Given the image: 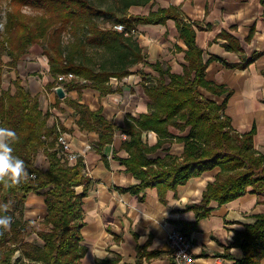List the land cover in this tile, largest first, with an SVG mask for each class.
<instances>
[{"label":"trees","instance_id":"obj_1","mask_svg":"<svg viewBox=\"0 0 264 264\" xmlns=\"http://www.w3.org/2000/svg\"><path fill=\"white\" fill-rule=\"evenodd\" d=\"M103 1L110 4L102 6L95 0H8L4 27L0 30V126L17 132L19 141L14 145V154L24 160L29 179L8 189L0 185V201L13 202L9 212L13 223L0 236V264H24V261L80 264L86 252L80 231L87 191L85 188L77 190L86 183L83 159L78 157L69 164L61 157L56 147L57 126L47 125L49 113L41 110L38 97L30 94L16 72L18 61L33 45L42 48L54 77L46 84V89L64 84L69 89L91 88L103 96L112 92L111 77L127 76L133 66L145 62L144 51L133 33L136 26L174 20L179 37L187 47L184 56L187 64L182 74H176L160 62L151 63L159 77L155 85H143L149 98L146 113L137 118L128 116L125 125L118 126L105 119L100 109L92 111L77 101L65 100L79 115L78 126L97 132L94 149L98 152L112 143L115 132L127 135L122 148L128 157L121 162L137 182L121 190L138 193L152 185L164 190L175 188L218 168L214 179L205 186L200 202L188 206L194 211L196 222L210 213L211 202L224 204L250 192L257 194L258 202L264 203V153L254 148L253 128L239 133L223 115L231 91L206 80L205 69L212 58L203 60L202 49L196 44L194 25L183 19L175 5L158 7L145 15H132L128 13L131 6H145L152 0ZM260 3L264 14V0ZM96 18H106L110 25H100ZM115 24H122L124 30H115ZM64 33L70 36L66 46L62 43ZM221 36L227 40L226 50L241 56L237 64L221 59L226 66L243 68L259 55L253 52L245 57L236 39L225 32ZM96 53L99 59L95 58ZM5 70L13 71L14 77L3 89ZM67 73H72L74 78L57 81L58 75ZM199 88L214 95H225V99L218 104L202 96ZM171 127L183 134L176 135ZM149 131L158 136L154 145L143 140L144 132ZM171 137L183 144L179 156L163 148ZM161 148L166 152L163 157H150ZM40 151L48 161L47 169L35 164ZM32 174L34 177L30 176ZM30 193L42 195L45 205L41 220L44 228L32 229L37 240L28 239L30 221L21 214ZM15 204L21 206L20 216L16 214ZM232 245L243 251L242 260L236 264H259L264 256V213L256 214L252 223L236 231ZM143 254H138L134 264H142ZM119 260L118 255L112 254L98 259L96 264H118Z\"/></svg>","mask_w":264,"mask_h":264},{"label":"crops","instance_id":"obj_2","mask_svg":"<svg viewBox=\"0 0 264 264\" xmlns=\"http://www.w3.org/2000/svg\"><path fill=\"white\" fill-rule=\"evenodd\" d=\"M148 4L145 12L136 14L145 15L158 7L175 5L183 19L194 25L203 60L212 58L205 69L206 80L231 91L223 115L239 133L253 128L254 148L264 153V14L260 0H152ZM222 32L238 41L245 57L256 52L257 58L243 68L226 66L221 59L237 64L241 56L226 50L227 40L221 36ZM133 33L144 51L145 62L133 66L129 75L109 81L112 92L103 96L91 88L69 89L64 84H60L63 97L56 94V86L46 89L54 77L39 45L31 46L16 67L22 84L32 96L38 97L41 110L49 113L47 125H59L70 148L85 165L86 183L77 188L87 191L80 231L86 252L80 264H96L98 259L112 254L120 257L118 264H134L139 253H144L142 264H173L166 244L170 228L180 229L191 239L190 253L196 264H236L242 260L243 251L232 245L234 233L252 223L256 214L264 213V203L258 202L257 194L247 192L224 204L211 202L210 213L196 222L195 213L188 206L200 202L205 186L214 179L218 168L175 188L164 190L152 185L138 193L121 190L137 182L121 162L128 157L122 148L124 133L115 132L112 143L98 152L94 149L97 132L80 128L76 122L79 115L65 100L77 101L92 111L100 109L105 119L118 126H124L128 116L137 118L146 113L149 98L143 85H155L159 77L151 63L160 62L171 72L182 74L187 64L184 58L187 47L172 19L165 24H138ZM199 92L218 104L225 99V95H214L203 88ZM170 130L176 135L183 134L173 127ZM143 140L154 145L158 136L152 131L144 132ZM163 148L179 156L183 144L171 137ZM163 148L150 157H163L166 153ZM35 164L47 169L48 161L42 151L37 154ZM25 206L31 214H45L40 194H28ZM259 264H264V256Z\"/></svg>","mask_w":264,"mask_h":264},{"label":"clouds","instance_id":"obj_3","mask_svg":"<svg viewBox=\"0 0 264 264\" xmlns=\"http://www.w3.org/2000/svg\"><path fill=\"white\" fill-rule=\"evenodd\" d=\"M4 27L0 23V30ZM19 141L17 132L8 127L0 126V185L12 188L29 179V172L23 159L16 156L14 145ZM12 201H0V236L9 230L13 216L9 214Z\"/></svg>","mask_w":264,"mask_h":264},{"label":"built area","instance_id":"obj_4","mask_svg":"<svg viewBox=\"0 0 264 264\" xmlns=\"http://www.w3.org/2000/svg\"><path fill=\"white\" fill-rule=\"evenodd\" d=\"M114 29L117 31H123L122 24H115ZM74 78L72 73L58 75L57 81L62 82ZM116 80V77H111L110 81ZM57 86H60L59 84ZM56 86V87H57ZM57 139L56 147H58V153L69 164L74 163L79 157L78 153L70 148L68 141L66 140L65 133L61 131L57 124ZM123 138L126 139L127 135L123 134ZM34 177V175H30ZM166 244L170 250V254L173 260V264H196L195 259L191 256L190 250L192 248V242L180 229L170 228L166 232Z\"/></svg>","mask_w":264,"mask_h":264},{"label":"rangeland","instance_id":"obj_5","mask_svg":"<svg viewBox=\"0 0 264 264\" xmlns=\"http://www.w3.org/2000/svg\"><path fill=\"white\" fill-rule=\"evenodd\" d=\"M95 1H98L100 4H102V6H106V5L110 4L109 1H103V0H95ZM7 3H8V0H0L1 23H4V20H5L4 15H5V11L7 10ZM153 3H154V1H153ZM149 6H150V4H147L145 6H132V7L129 8L128 13L129 14L143 13L149 8ZM26 12L29 13V10L26 9ZM95 21H97L100 25H104V24H109L110 25V20L108 21L106 18H96ZM69 40H70L69 34L68 33H64L62 35V43H63V45L66 46V44H67V42ZM94 56H95L96 59L100 58L97 53ZM12 77H14L13 71H11V72H7L6 70L4 71V73H3V83H2V88L3 89H6L8 87L9 79L12 78ZM15 207H16V209H15L16 214L19 215L20 214V210H21V206L19 204H15ZM21 214L23 215V217L25 219H28L30 221V227L28 229V232H29L28 239L29 240H37V236H36L35 232L32 231V229L33 228H36V229L44 228L43 224L41 222V220L43 218V215H40L39 213L38 214H31L30 211H28V208H26V206L24 207V209H23ZM17 255H18V253H16V256ZM24 264H30V263L24 261Z\"/></svg>","mask_w":264,"mask_h":264},{"label":"water","instance_id":"obj_6","mask_svg":"<svg viewBox=\"0 0 264 264\" xmlns=\"http://www.w3.org/2000/svg\"><path fill=\"white\" fill-rule=\"evenodd\" d=\"M55 92L59 97H63L64 96V90L61 86H57L55 88Z\"/></svg>","mask_w":264,"mask_h":264}]
</instances>
